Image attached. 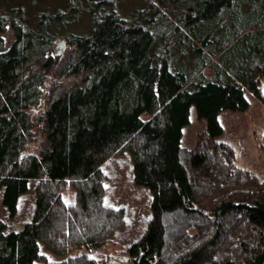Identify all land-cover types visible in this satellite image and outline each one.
Segmentation results:
<instances>
[{
  "label": "trees",
  "instance_id": "obj_1",
  "mask_svg": "<svg viewBox=\"0 0 264 264\" xmlns=\"http://www.w3.org/2000/svg\"><path fill=\"white\" fill-rule=\"evenodd\" d=\"M35 1L0 16V191L10 216L39 181L30 222L8 232L0 220V264L44 261L42 248L61 258L50 264H98L87 252L126 223L123 207L104 204L102 165L124 153L153 196L130 264H264V181L227 161L217 139L220 112L245 110L244 89L259 95L264 0H80L65 11L54 2V12ZM81 15L90 27L76 36ZM9 25L15 39L5 50ZM216 65L230 74L205 78ZM71 76L80 81L65 89L58 79ZM192 106L207 127L187 152ZM36 128L39 154L25 155ZM68 181L73 205L60 195Z\"/></svg>",
  "mask_w": 264,
  "mask_h": 264
},
{
  "label": "rangeland",
  "instance_id": "obj_2",
  "mask_svg": "<svg viewBox=\"0 0 264 264\" xmlns=\"http://www.w3.org/2000/svg\"><path fill=\"white\" fill-rule=\"evenodd\" d=\"M20 1L24 2L28 0H0V16L10 14L12 10L20 5ZM68 1H72V4H75V6L82 3L80 0H36L34 7L39 8L41 6L54 12L56 10L55 3L59 2L63 8ZM21 6L24 8V5ZM28 6L30 7L31 5ZM28 6H25V11H35ZM75 6L71 7L73 8V12L77 9ZM67 8L68 6L66 5L62 11H65ZM86 16L81 15L77 20L78 24L72 28L76 36L82 35L84 32L86 33L84 29L88 26L90 27V20ZM248 22L251 24L255 21L250 18ZM2 37L6 50L15 39L10 25L7 27L6 32L2 34ZM58 40L65 41L67 45L65 38L59 37L57 38ZM59 47L58 42H56L55 50L57 54L59 53ZM66 49L67 46L64 47V50L60 54L64 53ZM187 67L190 69L189 66ZM195 71L198 73V69H195ZM196 72L193 71L194 75H190L191 80L200 74L196 75ZM201 73L207 79H213L216 75L224 78V76L227 77L230 74L224 69L223 65L207 66ZM56 77L54 76V78ZM58 81L64 85L65 89H70L79 83L80 77H62ZM244 94L248 101V107L245 110H222L220 112L218 120L222 128V135L217 139L224 145V149L228 153V155H225L227 161H230L236 169L247 171L255 175L260 181H264V76L259 79L258 96L257 93L255 94V92L248 89H244ZM39 107V110L33 111L35 118L45 111L46 103ZM206 127L207 122L199 118L195 106H192L190 108V122L184 127L182 136V147L187 152L193 151L196 147L199 134L205 131ZM34 132L36 139L27 144L24 152L25 155L39 154L45 136L37 128ZM102 171L105 174L104 204L116 208L123 207L125 209L126 223L103 248L87 252V254L98 264H130L126 252L127 248L144 233L147 222L152 215L153 196L148 188L140 186L135 182L134 162L129 153L110 157L102 165ZM38 184V180H32L29 183L28 191L18 201L17 212L14 216H10L4 207L2 202L4 191H0V220L7 224L8 232L19 231L26 223L30 222L36 208V187ZM61 189L60 195L63 200L67 204L73 205L75 203L76 190L71 186V182H66ZM92 208L91 205L90 209ZM85 251L86 249H80L75 251L72 256L84 254ZM41 254L45 256L46 260L37 261L34 264H50L61 260V258L55 257L43 248L41 249Z\"/></svg>",
  "mask_w": 264,
  "mask_h": 264
},
{
  "label": "water",
  "instance_id": "obj_3",
  "mask_svg": "<svg viewBox=\"0 0 264 264\" xmlns=\"http://www.w3.org/2000/svg\"><path fill=\"white\" fill-rule=\"evenodd\" d=\"M58 42V44H59V53L58 54H60L63 50H64V47H65V41H60V40H58L57 41Z\"/></svg>",
  "mask_w": 264,
  "mask_h": 264
},
{
  "label": "flooded vegetation",
  "instance_id": "obj_4",
  "mask_svg": "<svg viewBox=\"0 0 264 264\" xmlns=\"http://www.w3.org/2000/svg\"><path fill=\"white\" fill-rule=\"evenodd\" d=\"M56 42H57V40H56ZM67 42V41H66ZM65 46H67L66 44H65Z\"/></svg>",
  "mask_w": 264,
  "mask_h": 264
}]
</instances>
